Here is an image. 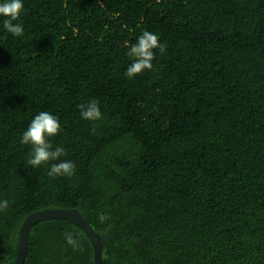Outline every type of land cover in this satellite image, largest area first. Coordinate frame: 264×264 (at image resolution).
Masks as SVG:
<instances>
[{"label": "trees", "instance_id": "trees-1", "mask_svg": "<svg viewBox=\"0 0 264 264\" xmlns=\"http://www.w3.org/2000/svg\"><path fill=\"white\" fill-rule=\"evenodd\" d=\"M22 2L23 36L0 17V264L48 208L84 215L103 264H264V0ZM145 30L166 52L128 79L126 45ZM92 99L97 121L78 108ZM41 111L59 119L49 142L71 177L48 176L58 161L27 166L20 140ZM24 264H95L94 247L76 224L44 220Z\"/></svg>", "mask_w": 264, "mask_h": 264}, {"label": "clouds", "instance_id": "clouds-1", "mask_svg": "<svg viewBox=\"0 0 264 264\" xmlns=\"http://www.w3.org/2000/svg\"><path fill=\"white\" fill-rule=\"evenodd\" d=\"M23 9L22 0H3L0 2V17H4L2 25L7 33L17 37L24 35L22 24L14 23L19 19ZM126 46L128 47L126 55L133 61L125 72L128 79H134L136 75L153 68L152 61L155 58V49H159L161 54L166 52V44L160 43L158 35L147 30L143 31L136 43ZM78 108L80 116L85 120L97 121L102 118L99 101L95 99L88 103L79 104ZM60 131L61 125L57 116L45 111L35 115L20 140L21 144L31 147L27 166L39 168L41 165H48L50 161H58L51 163L47 173L49 177H71L75 174L76 166L72 161L60 160L61 156L67 155L65 149L58 146L53 150V145L49 142V138L58 135ZM8 207L9 201H0V212H5ZM109 218V215L104 212L98 214L100 223H104ZM64 239L74 250H83L78 236L73 232L65 231Z\"/></svg>", "mask_w": 264, "mask_h": 264}, {"label": "water", "instance_id": "water-1", "mask_svg": "<svg viewBox=\"0 0 264 264\" xmlns=\"http://www.w3.org/2000/svg\"><path fill=\"white\" fill-rule=\"evenodd\" d=\"M49 219L66 220L83 229L93 244L95 264H103V243L101 235L94 230L84 215L75 208H48L29 214L22 223L19 231L17 257L13 264H24L28 252L29 236L33 226L38 222Z\"/></svg>", "mask_w": 264, "mask_h": 264}]
</instances>
